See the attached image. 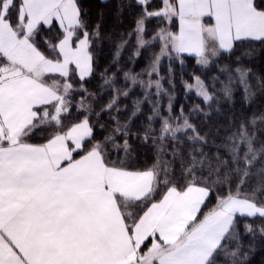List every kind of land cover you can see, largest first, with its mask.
Masks as SVG:
<instances>
[{
  "label": "snow or ice",
  "instance_id": "snow-or-ice-1",
  "mask_svg": "<svg viewBox=\"0 0 264 264\" xmlns=\"http://www.w3.org/2000/svg\"><path fill=\"white\" fill-rule=\"evenodd\" d=\"M99 3L106 8L109 0ZM133 5L136 54L152 43L160 52L141 73L125 71L123 86L105 69L93 93L88 84L97 75L104 12L98 9L93 20L82 0H0V264H252L264 251L256 241L264 240V142L256 146L264 113L259 124L255 116L233 123L217 146L228 159L217 155L212 163L202 151L207 133L190 122L198 114L207 118L206 109L218 103L205 82L196 76L195 91L182 86L206 109L173 111L169 96L164 113L152 99L167 94L161 57L182 65L187 54L209 66L221 50L239 61L242 42L264 46V0H118L117 8ZM149 20L157 29L146 39ZM173 23L178 31L169 29ZM53 30L54 40L44 35ZM119 56L118 49L117 68ZM235 72L250 102L251 70ZM218 73L228 75L220 91L231 100V72L224 66ZM256 79L264 87V78ZM135 88L143 99L121 122L120 98ZM105 91L107 109L99 99ZM142 103L150 114L133 131ZM37 130L45 133L40 143L33 142ZM134 145L153 148L156 163L130 167ZM242 220L252 238L247 245Z\"/></svg>",
  "mask_w": 264,
  "mask_h": 264
},
{
  "label": "trees",
  "instance_id": "trees-1",
  "mask_svg": "<svg viewBox=\"0 0 264 264\" xmlns=\"http://www.w3.org/2000/svg\"><path fill=\"white\" fill-rule=\"evenodd\" d=\"M82 3L89 8L93 20L96 18L95 14L98 9L102 10L105 14L102 23L104 39L100 45L102 51L98 57V67L96 68L97 75L91 78L88 89L93 93L98 91V86L103 84L100 74L104 73L105 69H108L107 74L109 76L115 73L114 78L118 86H123V73L129 69L132 70L133 74L141 73L153 57L154 54L152 55V52L155 51L154 49H157L155 44L152 43L150 46L142 49L139 55H137L134 53V47L127 46L123 52L119 48V68H117L116 64L112 63L115 53L118 50L117 45L127 40L130 37L129 33L135 30L139 9L133 5L132 7H126L123 12H119L117 8L118 0H109V5L106 8H101L99 0H82ZM151 27H154L152 23L149 25V29L147 28L146 39L154 34L150 31ZM174 29L178 31L177 23ZM130 43L132 46L134 45L133 42ZM249 51H251L250 57L245 55V53ZM237 55L240 57L239 61L236 60L235 56H228L221 53L218 59L219 63L206 71L197 64L196 61L198 58L194 56L183 55L182 65L177 60L165 58L160 63L159 71L160 76L164 78L161 80V84L164 89L167 90V94L160 97L153 95L152 97L153 101L159 103L161 111L164 113L169 111L168 103L169 96H171L173 105L172 110L174 111L183 106L184 113L188 114L191 113L194 105H199L202 109H206V105L203 98L198 99L196 95L186 94V88L182 85L185 83L193 84L194 77L198 76L203 78L211 88V82L214 80V77L220 75V73H218V68L225 66L228 62H232V67H230L231 70H234V68L238 66H243L251 70L248 79L253 89L254 96L250 102L245 101L243 87H236L237 90H235L233 99L231 100L221 96L219 92L221 88L215 87V92L213 94L218 98V103H214L211 109H206L209 111L207 118L202 114L190 117V122L199 128L200 133H207V145L203 147L202 151L213 158L212 163H215L214 158L217 155H220L225 160L228 159L224 154L226 150L222 149L218 153L217 146L225 139L223 133L228 131L233 123H238L241 120L250 121L255 116L257 118V124H259L261 123L259 116L264 113V87H262L256 79L257 76L264 78V46L254 42H242L237 49ZM169 68L171 69L173 77V83L171 85L167 83ZM253 73L255 75H253ZM128 86L132 88L130 82ZM152 91L154 92V89ZM188 91L191 90L189 89ZM211 92H213L212 88ZM108 96L109 93L105 91L100 94L99 97L100 103H103L105 109H107ZM77 99L79 101L83 98L78 97ZM137 99H143L139 88H135L134 91L130 93L129 97L120 98L122 110L116 115L119 116L121 122H124L128 117L134 107L133 102ZM96 107L97 110H99V105H96ZM140 108L141 112L131 121L133 131L142 130L141 126L147 122L146 117L150 114V104L142 103ZM176 114L178 115L179 113L177 112ZM102 119L108 122V115L106 112L102 114ZM256 135L258 140L256 146L259 147V143L264 142V134H262L261 131H257ZM134 146L137 149L136 154L131 161H126L130 167L143 169L146 166L150 167L156 163L155 151L153 148L141 145ZM183 146L187 148L186 144ZM170 155L171 149H169V155L165 156V159H170ZM121 159H124L123 155H121ZM175 175L177 178L180 175L178 164L175 166ZM243 224L244 221L242 220L239 230L242 236V242L247 245L251 242L252 238L245 234ZM258 224L259 222L254 224V227H258ZM256 241L258 247L264 249V240H261L257 235ZM262 257H264V251L258 252L255 259L252 260V264H261Z\"/></svg>",
  "mask_w": 264,
  "mask_h": 264
},
{
  "label": "rangeland",
  "instance_id": "rangeland-1",
  "mask_svg": "<svg viewBox=\"0 0 264 264\" xmlns=\"http://www.w3.org/2000/svg\"><path fill=\"white\" fill-rule=\"evenodd\" d=\"M151 23H152V25L154 26V27H151L150 28V31H152V33H154V30H156L157 29V22L155 21V20H149V21H146V24H145V28H146V31H145V36H146V32H147V28L149 29V25H151ZM175 26H176V23H173V24H169L168 25V27H169V29L170 30H172V31H176L174 28H175ZM136 27V26H135ZM160 27H164V25H160ZM130 42H133L134 43V45L132 46V44L130 43ZM124 47L121 49V51L123 52L124 50H125V48L127 47V46H130V47H134V53L136 54V52H137V47H138V45H137V41H136V39H135V30L131 33V36L127 39V40H124ZM118 44V43H117ZM121 43H119L118 45H117V48L119 49V45H120ZM155 44V46H156V48L157 49H154L155 51L154 52H152V55L153 54H156V55H158L159 54V52H160V46L158 45V44H156V43H154ZM147 47V45L144 47V48H146ZM144 48H140L139 49V52L142 50V49H144ZM220 56H221V54L219 55V56H217V57H212L211 59H210V64H209V66H200L201 68H203V70H209L212 66V63H213V61H216V60H218L219 58H220ZM165 58H168V57H161L160 58V63L165 59ZM231 63L232 62H228V63H226V65L225 66H227L228 67V69H229V71L231 72V75H232V77H233V83L230 85L231 87H232V89H233V93H232V97H231V99H233V96H234V92H235V90H237V88L236 87H243L244 88V85L243 84H241L237 79H236V77H237V73L235 72V69L236 68H234V70H231V68L230 67H232V65H231ZM224 67V66H223ZM242 69H246L245 67H243V66H240ZM250 74V73H249ZM201 78V77H200ZM204 82H205V80L203 79V78H201ZM214 80H218V81H220V82H217L216 84H215V87H220L221 89L223 88V85H224V83H227L228 82V75H226V74H220V75H217V76H215L214 77ZM213 80V81H214ZM213 81L211 82V85H212V83H213ZM221 82H223V83H221ZM205 84L208 86L209 84L208 83H206L205 82ZM218 84V85H217ZM248 86H249V88H250V90L253 92V89H252V87H251V85H250V82H249V79H248ZM220 89V90H221ZM191 91H195L196 89H195V85L194 84H192V88L190 89ZM219 90V92L221 93V96H223L224 98H226V99H228L227 97H225L224 95H223V93H222V91H220ZM208 91L210 92V93H212L213 94V92H211V88L208 86ZM254 93V92H253ZM215 95V94H214ZM161 108V107H160ZM40 132V131H39ZM45 136V134H42V136H39V138H43Z\"/></svg>",
  "mask_w": 264,
  "mask_h": 264
},
{
  "label": "crops",
  "instance_id": "crops-1",
  "mask_svg": "<svg viewBox=\"0 0 264 264\" xmlns=\"http://www.w3.org/2000/svg\"><path fill=\"white\" fill-rule=\"evenodd\" d=\"M44 35L48 36V37H51L54 40L56 38V31L55 30H53L51 32L45 31ZM221 53H223L222 50H221ZM183 55H187V54H183ZM42 134H45V133L41 132V131L39 132V130H37V134L34 135V137H33V142L34 143H40L44 139V137L43 138H39V136H42Z\"/></svg>",
  "mask_w": 264,
  "mask_h": 264
}]
</instances>
